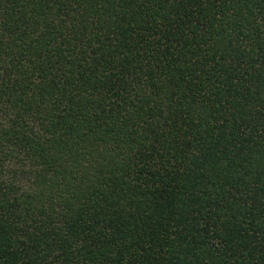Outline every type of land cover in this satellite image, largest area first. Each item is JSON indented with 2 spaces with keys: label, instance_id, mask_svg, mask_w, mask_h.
Wrapping results in <instances>:
<instances>
[{
  "label": "trees",
  "instance_id": "obj_1",
  "mask_svg": "<svg viewBox=\"0 0 264 264\" xmlns=\"http://www.w3.org/2000/svg\"><path fill=\"white\" fill-rule=\"evenodd\" d=\"M0 264H264V0H0Z\"/></svg>",
  "mask_w": 264,
  "mask_h": 264
}]
</instances>
